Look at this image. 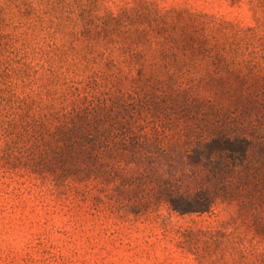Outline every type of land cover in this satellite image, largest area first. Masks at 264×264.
<instances>
[{
  "label": "trees",
  "instance_id": "16d2710c",
  "mask_svg": "<svg viewBox=\"0 0 264 264\" xmlns=\"http://www.w3.org/2000/svg\"><path fill=\"white\" fill-rule=\"evenodd\" d=\"M90 1L54 18L63 42L42 86L1 99L0 172L91 211L227 202L264 240V21L155 0L100 16Z\"/></svg>",
  "mask_w": 264,
  "mask_h": 264
},
{
  "label": "rangeland",
  "instance_id": "374dc122",
  "mask_svg": "<svg viewBox=\"0 0 264 264\" xmlns=\"http://www.w3.org/2000/svg\"><path fill=\"white\" fill-rule=\"evenodd\" d=\"M155 1L244 27L264 21V0ZM92 2L101 16L134 0ZM85 5L91 1L0 0V102L23 99L42 86L46 60L63 42L54 18ZM48 189L34 176L0 172V264H264V240L236 205L218 201L210 212L190 215L165 205L115 214L107 205L91 211L89 202Z\"/></svg>",
  "mask_w": 264,
  "mask_h": 264
}]
</instances>
